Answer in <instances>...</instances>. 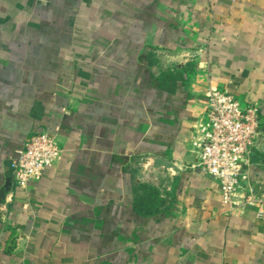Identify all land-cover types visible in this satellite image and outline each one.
Returning <instances> with one entry per match:
<instances>
[{
    "label": "crops",
    "instance_id": "1",
    "mask_svg": "<svg viewBox=\"0 0 264 264\" xmlns=\"http://www.w3.org/2000/svg\"><path fill=\"white\" fill-rule=\"evenodd\" d=\"M158 50L198 55L164 69ZM212 86L257 105L264 137V0H0V264H264V155L262 216L194 167ZM38 132L62 159L17 188Z\"/></svg>",
    "mask_w": 264,
    "mask_h": 264
},
{
    "label": "built area",
    "instance_id": "2",
    "mask_svg": "<svg viewBox=\"0 0 264 264\" xmlns=\"http://www.w3.org/2000/svg\"><path fill=\"white\" fill-rule=\"evenodd\" d=\"M261 117L257 105L243 106L226 89L212 86L207 92L205 114L195 127L192 144L197 151L194 167L213 176L219 184L223 205L229 212L262 202L250 183L247 159L256 150L261 136ZM63 149L57 137L48 132L30 134L23 148L9 162L15 185L26 188L45 169L58 164Z\"/></svg>",
    "mask_w": 264,
    "mask_h": 264
},
{
    "label": "water",
    "instance_id": "3",
    "mask_svg": "<svg viewBox=\"0 0 264 264\" xmlns=\"http://www.w3.org/2000/svg\"><path fill=\"white\" fill-rule=\"evenodd\" d=\"M157 58L161 61L164 69L169 67L171 61L176 62L179 66H184L187 62L193 61V59L198 55L197 52H171L167 50H158ZM167 67V68H166ZM256 150L264 155V137L261 135L256 144ZM154 168H161L164 171L172 170L178 172V168L172 163L161 158H154L152 160ZM11 186L10 180L6 183L4 188L0 191V196L4 197L5 193L9 191Z\"/></svg>",
    "mask_w": 264,
    "mask_h": 264
}]
</instances>
